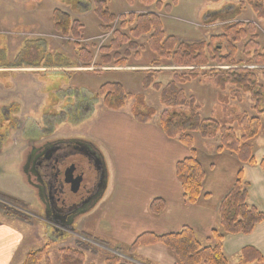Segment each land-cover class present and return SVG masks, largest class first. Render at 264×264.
Listing matches in <instances>:
<instances>
[{"label":"trees","instance_id":"16d2710c","mask_svg":"<svg viewBox=\"0 0 264 264\" xmlns=\"http://www.w3.org/2000/svg\"><path fill=\"white\" fill-rule=\"evenodd\" d=\"M139 1L145 6L153 5L156 9L162 6L161 0ZM247 5L257 17L264 19L263 0H247ZM243 8V5L240 6L239 11ZM92 11L99 20L101 32L113 28L109 39L99 47L96 66H126L127 54L136 50L137 56L138 49L142 47L137 39L147 36V48L156 57L152 63L154 66L165 62L185 68L172 70L173 79L165 86L155 81L152 73L156 71L148 70L142 77L141 85L143 89L152 88L159 92V103L163 109L158 114L157 123L161 130L190 152L189 156L175 165L176 179L186 202H197L206 175L213 168V165L204 166L198 159L194 133L203 139L217 138L218 144L214 151L218 154L227 151L241 164L258 165L264 171V158L256 160L251 142L264 125V68L249 67L264 66V47H261L259 33L253 23H230L224 26L221 34L211 36L210 41L188 43L167 34L160 16L154 12L129 13L127 16H118V21L114 22L116 14L109 9L107 0H92ZM51 20L54 32L60 36L74 39L84 36V23L66 10L54 8ZM216 42L220 44L219 47L214 44ZM238 43H242L244 53L240 59L236 57ZM124 45L126 49L121 52ZM75 53L83 65L88 66L93 60V52L85 46H78ZM208 64L225 65L228 68H201ZM196 79L210 81L215 86L217 101L220 105H228L226 114L230 119L201 117L195 97L188 95L181 87ZM94 96L101 100L104 108L111 110H120L127 101H131L130 114L139 123L152 121L157 112L147 103L145 95L129 92L116 81L103 82ZM246 98L250 101L252 114L235 111L234 106L230 105L231 101L242 103ZM249 186L240 167L232 186L219 202L217 225L210 230V237L205 238L207 244H204L195 229L184 225L177 231L161 234L143 232L128 246V251L132 254L131 251L142 246L162 245L173 253L175 264H228L223 250L226 236L250 234L264 221V213L247 201ZM204 197H210V193L204 194ZM7 200L15 203L11 197ZM165 207L163 198H154L149 204L153 214H160ZM0 213L8 219L23 218L18 211L3 203H0ZM59 252V264H84V253L77 248L65 247ZM239 256L238 264H264L261 253L253 246L241 248ZM20 264H51L47 246L27 251ZM103 264L135 263L110 254L104 257Z\"/></svg>","mask_w":264,"mask_h":264},{"label":"rangeland","instance_id":"374dc122","mask_svg":"<svg viewBox=\"0 0 264 264\" xmlns=\"http://www.w3.org/2000/svg\"><path fill=\"white\" fill-rule=\"evenodd\" d=\"M161 1L162 6L159 9H156L153 5L145 6L139 0H131L129 2L127 0H107V3L109 9L116 14L114 22L118 21V16H127L129 13L154 12L160 16L167 34L175 35L178 40L188 43L202 40L210 41L211 36L221 34L224 26L227 24L251 22L259 33L258 40L261 47H264V19L256 16L255 12L247 5V0ZM242 5L244 8L239 11ZM166 6L169 8L166 9ZM54 8L66 10L74 18L84 23V36L81 39L56 37L58 34L54 32L51 20V13ZM98 24L99 20L92 11V0H0V63L5 66H12L8 69V72L11 74L2 75L0 83L7 84L8 87L11 85V87L20 89V92L18 91L19 94L22 93L29 100L27 108L23 109L25 111L32 108L36 109L38 102L40 103L41 98H43L40 109L44 108L47 114L63 112L66 108V98L71 96L73 91H78L81 88L82 92H77V97H84V100L80 102L81 106L78 107V109L81 108L79 120L75 121L72 119L75 123L67 122V117L70 114L66 113H61V117L64 116L59 122L57 120H52L51 122L50 117L45 116V127L49 130H54V133L50 135L51 137L58 136L61 133L72 135L75 130H88V122L96 118L95 115L100 105V99L96 98L94 93L97 87L106 81H117L127 91L145 95L147 103L157 111L153 117V119L156 118L157 120L159 112L163 109V106L159 103V92L152 88L143 89L141 85L142 77L148 70H154L156 73L152 74L155 75V81L165 86L173 79L172 70L185 69L184 67L165 62L159 65L155 64L154 66L152 63H154L153 61L156 57L147 48V36L137 39V42L142 47L138 49L137 56H135L136 50H132L127 54L126 66H96L95 62L98 59L99 47L109 39L111 30L113 29L108 32H101ZM214 44L218 47L220 46L217 42ZM78 46H85L93 52V60L88 66L81 64L78 60L75 54ZM236 47V57L240 59L244 54L242 43L236 44ZM125 49L126 45L122 47L121 52L125 51ZM23 55L29 56V60L31 62L34 61L35 65H44L46 67L39 70L40 77L36 74H30L31 72H29L28 76L24 68L15 67L21 66L19 64L25 59ZM74 65L76 66L73 67ZM59 66L60 68L58 69ZM47 67L53 69H48ZM249 67L264 68V66L254 65H250ZM201 68L204 70L212 68L226 69L228 66L208 64ZM30 69L35 70L36 68ZM106 69L110 71L105 72ZM181 87L188 95L195 97L200 108L199 113L201 117L231 118L226 114L228 112V105L219 104L216 98L217 89L210 81L196 79ZM130 104L131 101L126 102V106L122 108L124 112H129ZM230 105L234 106L233 109L235 111H246L248 114L253 113L251 112L250 101L247 98L242 103L231 101ZM88 107L93 113L87 115L85 110ZM29 114H32L31 111H29ZM105 119L107 120V118ZM107 122L110 124V127L118 128L116 119H110ZM103 132L107 134V132ZM236 132L240 135V130L237 127ZM196 140L199 142V146L204 145L206 150H210L208 153L213 152V154H217L214 151L218 144L217 138L203 139L199 134H196ZM96 142L98 145H102L101 138H98ZM251 142H253L254 149H256L258 144L264 143V125L261 127L259 134ZM224 153L228 152L223 151L220 154ZM116 156L114 154L115 159ZM257 157H259L258 154ZM7 158H12V156ZM4 160L5 156L0 155V203L15 209L23 217L8 219L0 213V223H5V225L11 227L21 235L22 243L16 253V261H19L20 258L23 259L25 253L29 250L47 246L51 264H59V250L65 247L77 248L83 251L85 256L84 264H103L104 257L110 254H115L135 264L176 263L173 253L162 245L142 246L135 251H131L132 254H130L128 246L141 232L129 236L132 241L109 237L100 233V231L96 232L93 227L96 221L92 222V219L95 218L94 216L97 215L94 212L88 218L84 219L82 217L80 221L76 222L77 224L74 228L78 230L61 234L53 232L47 224L43 221L40 222V219L32 215V213H36L37 211L30 208V204L32 203H29V186L19 174L9 169L10 166L8 164L3 163ZM208 160L205 159V161ZM218 163H220V159ZM87 173L88 178L86 180H89V178H92V171ZM8 197L13 198L15 203L9 202L7 200ZM207 235L199 236L201 239L203 238L204 244H207L205 238L210 237V232ZM234 235L236 234L226 236L223 241V250L228 259V264H238L240 260L239 252L241 248L236 251L232 245H228L227 249H224L225 240ZM259 252L264 259V254L261 251Z\"/></svg>","mask_w":264,"mask_h":264},{"label":"crops","instance_id":"0c3cea01","mask_svg":"<svg viewBox=\"0 0 264 264\" xmlns=\"http://www.w3.org/2000/svg\"><path fill=\"white\" fill-rule=\"evenodd\" d=\"M56 37L60 38V35ZM108 71L110 70L106 69L105 72ZM78 91L82 92L81 88ZM78 91H73L72 95L66 98V102L69 100L70 103L74 99L80 105L84 97H77ZM99 103L96 118L88 122V130H75L72 135L64 133L58 135L84 138L94 144L104 158L106 182L103 193L82 215L85 219L93 212L97 213L92 219V222L96 221L93 226L96 232L130 240L129 236L140 232L161 234L177 231L188 225L195 229L198 236H208V232L217 222L219 202L232 186L240 167L243 168L244 179L250 183L248 203L264 213V171L258 165L241 164L229 152L224 153L225 155L208 153L209 149L206 150L204 145H198L197 133H194L198 159L204 166L213 165V168L209 169L206 175L200 198L196 203L189 204L183 198L175 174L176 163L189 156V150L178 141L168 138L159 127L156 118L148 123H139L130 115V107L126 113L123 109L104 108L101 100ZM44 112L45 116L50 117L51 122L52 120L59 122L64 116L61 117V113H66L65 110L49 114L45 110ZM85 112L87 115L93 113L89 107ZM67 118V122L75 123L72 119L79 120V114L74 112ZM105 118L116 119L118 128L110 127ZM98 138H101V146L96 142ZM253 152L256 160L264 158V143L258 144L256 149L253 146ZM114 154L117 155L116 159ZM206 193H210V197H204ZM154 198H163L166 202V207L160 214H153L149 210V204ZM21 241L18 232L5 223H0V264H20L22 258L16 261L15 256L21 247ZM228 245H232L236 251L250 245L264 254V221L250 234L230 236L224 242L225 250Z\"/></svg>","mask_w":264,"mask_h":264},{"label":"flooded vegetation","instance_id":"af4514ba","mask_svg":"<svg viewBox=\"0 0 264 264\" xmlns=\"http://www.w3.org/2000/svg\"><path fill=\"white\" fill-rule=\"evenodd\" d=\"M23 58L21 66L15 67L24 68L28 76L31 72L40 77L39 70L44 65H35L29 56L23 55ZM11 67L0 63V77L11 74L8 72ZM18 91L20 89L0 83V155L5 156L3 163L29 186L30 208L37 211L32 215L55 233L72 232L76 222L103 193L106 182L104 158L99 149L84 138L51 137L54 130L45 127L44 108L40 109L43 100L38 102L36 109L25 111L23 108H27L29 100ZM80 106L74 99L70 103L67 100L65 111L71 115L74 112L80 114ZM90 171L92 178L86 180ZM73 177L80 179L78 184H73Z\"/></svg>","mask_w":264,"mask_h":264},{"label":"water","instance_id":"95a60500","mask_svg":"<svg viewBox=\"0 0 264 264\" xmlns=\"http://www.w3.org/2000/svg\"><path fill=\"white\" fill-rule=\"evenodd\" d=\"M73 172L75 173V171H73ZM74 175H75V174H74ZM73 179H74V180L72 181L73 184H78V182H79L80 179H79L78 177H77V178L73 177Z\"/></svg>","mask_w":264,"mask_h":264}]
</instances>
